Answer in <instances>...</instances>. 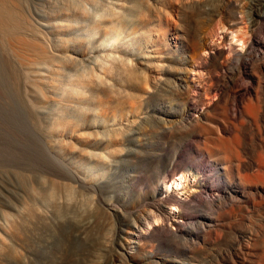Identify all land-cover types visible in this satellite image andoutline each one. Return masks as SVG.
I'll list each match as a JSON object with an SVG mask.
<instances>
[{"label":"bare ground","instance_id":"6f19581e","mask_svg":"<svg viewBox=\"0 0 264 264\" xmlns=\"http://www.w3.org/2000/svg\"><path fill=\"white\" fill-rule=\"evenodd\" d=\"M0 56L35 147L0 264H210L201 232L264 196V0H0Z\"/></svg>","mask_w":264,"mask_h":264},{"label":"rangeland","instance_id":"374dc122","mask_svg":"<svg viewBox=\"0 0 264 264\" xmlns=\"http://www.w3.org/2000/svg\"><path fill=\"white\" fill-rule=\"evenodd\" d=\"M241 18H243V16H241ZM239 28V31L229 36V44L237 47L239 51H242L244 49L243 40L245 39L241 38L244 33H248V29L245 22H241ZM219 31L220 34L227 33V30L223 29ZM1 57L2 56H0V58ZM3 60V58L0 60V69L5 70L7 65H4L6 63L5 61L3 63ZM1 62L3 64H1ZM3 65L5 67H2ZM3 70H0V192H5L6 189H18V187L22 186L23 182L20 179L23 178L21 176L22 172L20 168L23 167L24 164L32 163L33 161L30 156L35 153L34 143L30 134L29 136L28 134L25 135V133L28 132L27 129H30V124L27 123L28 121L23 116L22 107H20L15 96L11 92V89L6 88L10 87L9 82H7L9 81V78L7 74L8 72ZM3 73L6 74L4 75ZM216 101L217 99L214 98L209 104H213V102ZM30 147L33 148L31 149ZM31 152L33 154H31ZM15 172H19V174L15 176ZM179 176H177L176 179H178ZM171 185L174 184L170 182L168 187ZM190 186L192 185L186 183L184 189L187 191ZM182 188L183 186L177 190L176 186H173L172 189L177 191L180 196H184L186 192ZM163 191L166 192L167 189L163 187ZM200 209L205 210L203 207H200ZM169 212L173 216L178 213L177 210L170 207ZM230 216V219L228 220V225L229 222L230 225L222 231L207 234L198 229L195 230V232L200 231L202 237L205 238L200 240V246H198L200 249H198L199 258L202 257L200 261H203L208 257L205 261L209 263L211 262L210 264H236L238 255L242 253V250L246 247V242L242 238L244 237L243 235L253 233L256 234L257 239L254 241L253 245L256 254L255 258H253L254 260L252 264H264V196L252 197L248 203L242 202L239 203V206L237 204L230 210ZM113 223V221H110L109 230L107 232L108 236L106 235L109 241L114 238ZM178 243L183 245L184 240H181V242L179 240ZM175 245L178 244L175 243ZM83 248V244L77 243L75 245V254L83 253ZM167 252L168 251H163L162 253L168 254ZM203 252L205 253L203 254ZM258 255L260 257H258ZM67 258L69 257L67 256ZM67 258L65 256L64 258H61L60 264H75L74 262H71V259L68 260ZM255 260L256 262H254Z\"/></svg>","mask_w":264,"mask_h":264}]
</instances>
